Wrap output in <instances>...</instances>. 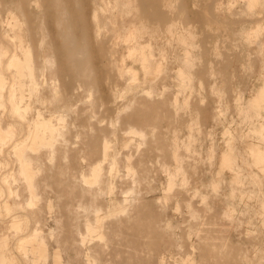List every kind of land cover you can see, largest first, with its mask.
I'll use <instances>...</instances> for the list:
<instances>
[{"label":"rangeland","instance_id":"obj_1","mask_svg":"<svg viewBox=\"0 0 264 264\" xmlns=\"http://www.w3.org/2000/svg\"><path fill=\"white\" fill-rule=\"evenodd\" d=\"M261 153L264 0H0V264H264Z\"/></svg>","mask_w":264,"mask_h":264},{"label":"bare ground","instance_id":"obj_2","mask_svg":"<svg viewBox=\"0 0 264 264\" xmlns=\"http://www.w3.org/2000/svg\"><path fill=\"white\" fill-rule=\"evenodd\" d=\"M145 49V48H144ZM69 51V50H68ZM144 52V51H143ZM145 54V53H144ZM26 63H27V61H21V60H17V62H16V67L17 68H19V73H21L22 74V71H23V69L26 67ZM31 78H32V76H31ZM25 83V82H24ZM21 84V83H20ZM21 86V85H20ZM45 125V124H44ZM34 132V131H33ZM34 134V133H33ZM32 134V135H33ZM259 152V151H258ZM261 156H263L264 157V153H263V155H262V153L260 154ZM262 157V158H263ZM260 160V159H259ZM226 161H228V160H226ZM95 169V168H94ZM96 177V176H95ZM96 179V178H95Z\"/></svg>","mask_w":264,"mask_h":264}]
</instances>
